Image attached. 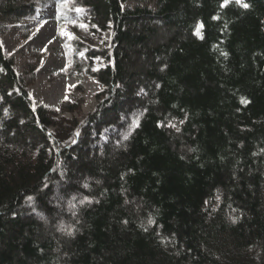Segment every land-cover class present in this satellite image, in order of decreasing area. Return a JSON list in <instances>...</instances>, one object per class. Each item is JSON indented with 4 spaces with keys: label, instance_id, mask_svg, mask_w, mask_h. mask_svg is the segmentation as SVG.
<instances>
[{
    "label": "trees",
    "instance_id": "1",
    "mask_svg": "<svg viewBox=\"0 0 264 264\" xmlns=\"http://www.w3.org/2000/svg\"><path fill=\"white\" fill-rule=\"evenodd\" d=\"M130 1L0 0V264H264V0ZM49 7L84 120L3 46Z\"/></svg>",
    "mask_w": 264,
    "mask_h": 264
},
{
    "label": "rangeland",
    "instance_id": "2",
    "mask_svg": "<svg viewBox=\"0 0 264 264\" xmlns=\"http://www.w3.org/2000/svg\"><path fill=\"white\" fill-rule=\"evenodd\" d=\"M130 4L137 5L132 0L124 6ZM76 15L73 13L71 17L76 18ZM40 16L44 20L41 23H24L21 28H11L2 38L4 49L8 55L14 56L18 71H22L29 61L36 62L39 57L41 58L38 79L30 87L36 105L57 107L65 100L76 102L82 99L84 102L82 111L77 116L84 120L97 108L100 102L98 95L104 87L86 73L70 77L64 75L65 48L76 35L74 28L67 22H60V17L53 7L42 11ZM81 28L85 30L86 26L83 25ZM29 30L31 36L26 38ZM89 39L95 47L107 48L112 41V32L106 33L102 38L97 33H91ZM94 63L95 70L106 66L103 59H96ZM66 117L72 118L73 115L69 114Z\"/></svg>",
    "mask_w": 264,
    "mask_h": 264
},
{
    "label": "snow or ice",
    "instance_id": "3",
    "mask_svg": "<svg viewBox=\"0 0 264 264\" xmlns=\"http://www.w3.org/2000/svg\"><path fill=\"white\" fill-rule=\"evenodd\" d=\"M236 2H237V3H241V0H236ZM227 3H228V0H225L224 5H222V6L227 5ZM242 6L245 7V8L249 7V5H248L247 3H243ZM76 11L79 12V11H82V9L77 8ZM216 18H217V17H214V19H216ZM202 26H203V25H200V26L197 28V30H196V34H197V35L200 34L199 29H200V27H202ZM141 91H143V90H141ZM242 102L247 103V101H242ZM137 126H138V125H137ZM125 139H127V137H125ZM29 199H31V197H29ZM150 223H151V221H150Z\"/></svg>",
    "mask_w": 264,
    "mask_h": 264
}]
</instances>
